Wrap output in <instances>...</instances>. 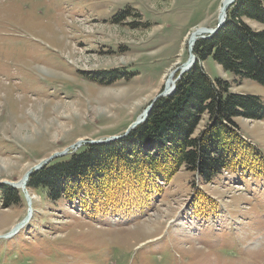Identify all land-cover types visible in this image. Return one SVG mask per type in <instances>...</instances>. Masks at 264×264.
I'll return each instance as SVG.
<instances>
[{"label":"rangeland","instance_id":"1","mask_svg":"<svg viewBox=\"0 0 264 264\" xmlns=\"http://www.w3.org/2000/svg\"><path fill=\"white\" fill-rule=\"evenodd\" d=\"M220 2L0 0V160L7 162L0 194L8 186L18 198L5 205L0 196V264H264V117L234 118L239 135L262 152L252 173L204 182L179 167L159 189L128 188L95 205L52 201L26 184L32 218L3 237L30 208L12 183L80 140L52 160L122 134L166 77L178 76L191 31L216 26ZM202 66L264 104V86L224 72L211 57ZM205 121L206 114L194 135Z\"/></svg>","mask_w":264,"mask_h":264},{"label":"trees","instance_id":"2","mask_svg":"<svg viewBox=\"0 0 264 264\" xmlns=\"http://www.w3.org/2000/svg\"><path fill=\"white\" fill-rule=\"evenodd\" d=\"M192 52L195 63L171 94L153 103L142 123L120 139L83 145L50 161L31 174L27 187L45 191L52 201L95 205L115 202L128 188L159 189L179 167L210 182L224 172L249 174L262 166V152L239 135L234 122L239 116L263 118L261 98L230 91L228 81L210 77L202 63L211 57L224 72L264 86V0H235L223 25L211 37L198 39ZM204 114L205 127L194 135ZM0 196L5 205L18 199L8 186Z\"/></svg>","mask_w":264,"mask_h":264},{"label":"water","instance_id":"3","mask_svg":"<svg viewBox=\"0 0 264 264\" xmlns=\"http://www.w3.org/2000/svg\"><path fill=\"white\" fill-rule=\"evenodd\" d=\"M235 0H229L226 4H225V10H224V14H223V19L221 20V21H219L218 20V23L216 24V26L214 27V28H212V29H206L205 30V34H203V35H200V36H198L196 39H199V38H209V37H211L222 25H223V23L225 22V19H226V10L228 9V7L234 2ZM192 56V58L190 59V57ZM195 61H196V56L192 53V54H190L189 55V58H188V62H187V65H186V67L183 69V70H180V71H178L179 73H178V76L177 77H175L174 79H173V84H172V86L170 87V88H168L167 89V91H165V89L162 91V92H160L146 107H145V109L135 118V120L133 121V122H131L129 125H128V127L125 129V131L122 133V134H120V135H115V136H111V137H108V138H106V139H104V140H92V141H89V143H91V144H100V143H108V142H110V141H114V140H117V139H120V138H122L123 136H125V135H127L128 133H129V131L130 130H132L133 128H135L137 125H139L140 123H142L145 119H146V117H147V115H148V113H149V111H150V109H151V107H152V105H153V102L157 99V98H159V97H162V96H167V95H169V94H171L173 91H174V89H175V83H176V81L180 78V76L184 73V72H186L188 69H190L191 68V66L195 63ZM179 69V67L178 68H176V69H174L173 70V72H176L177 70ZM81 143H86L85 141H78V142H76L75 144H73V145H70L69 147H67L65 150H63V151H61V152H56V153H54V154H52V155H50L49 157H47V158H45V159H43V160H41L38 164H36V165H34L33 166V168L31 169V170H29L27 173H25V175H24V178H25V182H24V184H23V191H24V196H25V199L27 200V202L29 203V206H30V197H29V195L27 194V192L25 191V187H26V184H27V181H28V177H29V175L32 173V172H34V171H36V170H38V169H40V168H42L45 164H47L49 161H51L53 158H55V157H57V156H62V155H65V154H67L70 150H74L75 148H76V146H78V144H81ZM30 209V208H29ZM29 209H28V211H29ZM26 220H27V217H25L22 221H21V223L19 224V225H16V227H14L13 229H12V232L13 231H15L16 229H18V227H21L25 222H26ZM17 231V230H16ZM15 233V232H14Z\"/></svg>","mask_w":264,"mask_h":264},{"label":"bare ground","instance_id":"4","mask_svg":"<svg viewBox=\"0 0 264 264\" xmlns=\"http://www.w3.org/2000/svg\"><path fill=\"white\" fill-rule=\"evenodd\" d=\"M229 0H221V2H220V5H219V7H218V13H217V20H219V21H221L222 19H223V14H224V10H225V4L228 2ZM205 30H206V28H204V27H202V26H200V27H196V28H194L192 31H191V33L189 34V36H188V38H187V41H186V45H187V49H188V52H189V55L190 54H192L193 52H192V49H193V46H194V43H195V41L197 40L196 38L198 37V36H200V35H203V34H205L206 32H205ZM85 33H87V34H89L90 33V31H86ZM85 36H88V35H85ZM189 55H188V57H187V59L182 63V64H180V67L182 68L181 70H183L185 67H186V65H187V62H188V58H189ZM192 58V56L190 57V59ZM173 72V71H172ZM175 73V72H174ZM172 75V74H171ZM172 84H173V79H172V77L170 76V75H168L167 77H166V80H165V91H167V89L168 88H170L171 86H172ZM117 94V93H116ZM118 96H120L119 94H117ZM7 162H4V160H0V167L1 168H5L6 167V164ZM25 175V174H24ZM24 175H23V177L22 178H20L19 180H17V181H15L14 183H12V185L15 187V188H17V189H20V190H23V184H24V182H25V178H24ZM31 206H32V204H30V209H29V211H27L26 212V214H25V216L20 220V221H18L15 225H13L11 228H10V230L8 231V232H6L4 235H3V237H9V236H11V235H13L14 234V232L16 233L17 231L16 230H18L19 228H22V226H24L29 220H31V218H32V208H31ZM166 212V211H165ZM175 212V211H174ZM170 214V213H169ZM25 217H27V220H26V222L21 226V227H18V229H16L15 231H13L12 232V229L14 228V227H16V225H19L20 223H21V221L25 218ZM178 218V217H177ZM176 218V219H177ZM174 221V220H173ZM172 221V222H173ZM179 223V222H178ZM191 223V222H190ZM145 226V225H144ZM147 228H148V230H150L149 229V227L148 226H146ZM142 228V227H141ZM150 232V231H149Z\"/></svg>","mask_w":264,"mask_h":264}]
</instances>
